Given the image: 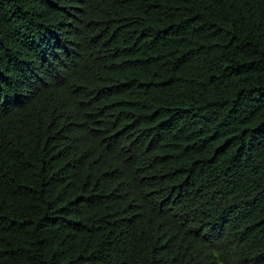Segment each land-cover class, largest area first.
I'll return each mask as SVG.
<instances>
[{
	"label": "trees",
	"instance_id": "trees-1",
	"mask_svg": "<svg viewBox=\"0 0 264 264\" xmlns=\"http://www.w3.org/2000/svg\"><path fill=\"white\" fill-rule=\"evenodd\" d=\"M0 264H264V0H0Z\"/></svg>",
	"mask_w": 264,
	"mask_h": 264
}]
</instances>
